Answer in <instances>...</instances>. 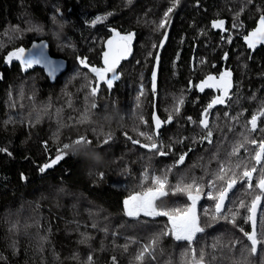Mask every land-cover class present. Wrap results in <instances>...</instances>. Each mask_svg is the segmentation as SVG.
Here are the masks:
<instances>
[{"label": "trees", "instance_id": "16d2710c", "mask_svg": "<svg viewBox=\"0 0 264 264\" xmlns=\"http://www.w3.org/2000/svg\"><path fill=\"white\" fill-rule=\"evenodd\" d=\"M245 2L180 0L167 28L157 32L154 27L171 0H0V147L11 153H0V264H88L89 255L92 264H113L112 257H116V264H136L134 256L141 247L171 227L164 216H125L123 201L153 187L152 175L166 174L169 195L157 204L161 208H183L190 203L187 196L171 194L172 188L182 177L190 182L193 176H205V168L215 171L217 160L225 159L242 139L246 121L264 107V48L250 54L241 42V36L253 29L264 11V0H253L239 20H234ZM97 17L102 19L93 25ZM217 19L225 21L227 32L234 23L242 24L236 28L241 33H235L231 43L222 40L229 35L211 27ZM112 30L134 34L132 57L118 65L120 79L111 89L104 81L99 82L94 98L97 108L91 109L88 122L77 123L90 109L92 99L86 96L96 83L94 74L81 66L79 58H86L91 66L104 67L103 52ZM163 32L167 33L164 46L153 49L152 45L163 39ZM41 40L49 43L50 61L58 67L54 76L45 65L25 69L15 60L5 62L8 52L26 50ZM149 51L160 56L155 95L151 70L156 61L148 56ZM225 53L228 58L223 60L233 73L236 90L226 106L212 110L209 117L213 144L194 143L201 134L200 113L209 99L205 94L191 95L189 79L194 82L212 73L215 63L224 62ZM142 83L144 95L138 108ZM181 96L184 104L180 115L173 112V122L163 124L155 139L165 150L172 145L169 155L154 156L127 138L148 143L138 131L150 132L153 111L166 121ZM37 112L41 114L39 122L34 120ZM238 113H243L239 122L231 121ZM139 115L149 125L141 124ZM258 124L264 128V117ZM229 127L234 131L229 132ZM82 135L92 141L88 149L70 153L52 168L39 171L55 158L58 147ZM108 135L112 139L105 144ZM251 138L259 140L264 133L257 131ZM247 147L251 150L255 146ZM189 148L192 151L185 163L166 173ZM214 155L216 160L212 159ZM239 156L249 158L243 149ZM145 168L149 175H142ZM241 197L246 203L252 199L238 184L230 193V201ZM211 205L206 196L198 202L205 231L197 234L192 247L205 251L207 264H234L242 259V250L249 243L239 231L243 228L251 232V223L244 219L248 214L241 210L238 227H234L225 220L213 221L205 216L204 210ZM227 207L234 205L227 202ZM256 232L258 236L264 233V206L256 213ZM85 236L89 238L81 243ZM41 237L46 239L42 241ZM233 240L239 241L235 248L224 247ZM260 249L264 245L249 258L250 264H264V251ZM187 250L186 242L162 236L154 256L147 257L144 264H185L188 257L182 254Z\"/></svg>", "mask_w": 264, "mask_h": 264}, {"label": "snow or ice", "instance_id": "6c2138e0", "mask_svg": "<svg viewBox=\"0 0 264 264\" xmlns=\"http://www.w3.org/2000/svg\"><path fill=\"white\" fill-rule=\"evenodd\" d=\"M180 0H171V6L163 13V17L155 25L154 30L159 32L161 29H166L170 23V14L174 11L175 7L179 4ZM253 0H246L245 4L241 6L239 12L235 13L234 20L238 21L239 16L243 13L248 4H251ZM128 3H131V0H128ZM102 18L97 17L92 21V24L95 25ZM225 21L222 19H217L212 21L211 27L213 29H221L224 32L228 30L224 28ZM242 27V24L234 23L233 28ZM35 30V29H29ZM112 37L106 41V50L103 52V64L104 67L97 68L91 66L86 58H79V62L82 67L87 68L91 73L94 74L96 83L90 87L86 99L91 98L92 102L90 109H87L84 115L77 121V123L83 124L88 122L89 117L91 116V109H96L97 104L95 103L94 98L98 94L99 82L104 81L108 88L113 87V82L120 79L119 74L117 73V67L120 62L128 57L132 51V41L134 34L129 32L127 34H121L115 30H112ZM163 39H160L158 44H153V49L162 48L167 39V33H161ZM221 39H227L228 43L232 42L231 35ZM243 39L248 49L254 50L257 45L264 44V11H261V14L256 21V26L246 35H243ZM34 47H38L35 46ZM42 47V46H40ZM149 57H153L156 61V64L151 70V89L155 95L157 92V68L160 61L159 53H153L152 51L148 52ZM224 59L228 58V54L225 53ZM20 61L23 68H30L33 64L43 63L48 69L49 75L54 76L58 71V67L54 66L53 62L47 60L43 57V53H33L32 55H25L24 48H16L13 51L8 52L7 56L4 57L6 63L11 62L12 60ZM203 63V61L201 62ZM109 74H111L109 76ZM190 87H194L199 91L203 92L207 89H215L217 95L211 99L206 107L200 113V118L198 121L199 127L201 128V134L199 136L198 143L207 142L209 145H212L213 140V129L210 124L211 121L209 117L212 114V110L217 105H226L227 101L231 99L230 91L232 89V72L225 69L219 73V76L212 74L207 75L199 84H192V81H189ZM144 95V85H140L139 95L137 96V107L139 108V99L140 96ZM184 104V97L181 96L176 102L172 111L169 112L166 121H162L160 117L156 114V111L152 112L151 115V130L150 132L138 131V135L144 137L148 143H141L137 139H133L131 136H127L129 140L134 145H139L141 148L147 149L154 156H167L172 151V145L167 147V150L164 149L162 143L155 142V139L159 137L160 129L163 124H170L174 120V115H180L181 106ZM155 107V105H154ZM43 111H47L44 109ZM225 117L229 116L228 112H224ZM243 113H238L236 116H232L231 121L239 122L240 117ZM261 117H264V107H262L258 113L251 115V118L246 121L245 130L241 133L242 139L237 141L232 147L230 152L226 153L225 159L217 160L218 168L215 171L204 169L205 176H208V179H205V176L195 177L193 176L190 180L186 177H182L177 185L172 188L171 194H185L187 200L190 203H187L183 208H161L158 206L157 202L160 201L163 197L169 195L168 189L171 187L168 182V177L165 174L163 177L152 175L150 177L151 184L153 187H149L144 192H137L134 195H130L123 201L124 215L129 218L138 219L141 215L145 217H167L168 223L171 227L160 234L154 235L148 243H145L141 249L134 256V261L136 264H144L147 257H153L155 249L159 246L162 236H170L177 242H186L188 250L182 255L187 256L188 259L185 261V264H207L206 253L203 249L197 251L196 248L192 247L197 240V234L205 231L204 227H201L200 214L197 211V205L202 196H206L208 200L212 201V205L204 210L205 216H210L211 220L219 221L225 220L228 223H231L234 227H238L236 220L237 217L241 216V210H246L247 216L244 217L245 222H250L252 226V231H244L243 228H239V231L243 233L244 237L247 238L249 242L244 246L242 250V259L237 260L234 264H250V257L258 254V246L264 245V233H260V236L256 232V213L259 208L264 206V138L259 140L251 138L252 133L257 131L264 133V128L259 127L258 121ZM41 118L40 112L35 114V122H39ZM138 119L141 124L149 125V121L145 120L143 115H139ZM189 122L195 123L192 117H187ZM5 123H8L6 121ZM250 126V127H248ZM136 130V129H134ZM229 132L234 131L232 127L228 128ZM58 138V137H57ZM111 135H108L103 143L107 144L111 140ZM179 142H183L182 140ZM92 141L87 138V136H79L77 139L71 141L70 143H63L61 147L57 148V155L55 158L51 159L49 162L43 164L39 171L41 173L45 172L47 169L52 168L54 165L59 163L67 155L75 154L82 150H86L91 145ZM248 145L255 146L253 149H249ZM45 148L47 149V142H45ZM243 149L245 153L249 154L248 159H242L239 156L240 150ZM192 149L189 148L187 152H184L179 155L178 159L174 161V165L165 170L166 173H171L174 167H179L185 163V160L188 156V153ZM254 151V155H251V152ZM0 153H7V148L0 147ZM233 158H235L233 162ZM212 159L216 160L217 157L214 155ZM254 161V163H252ZM254 174H258L255 179L256 183L253 184ZM142 175H149V170L145 168ZM101 178L103 173H100ZM24 177L22 176V179ZM240 185L244 189V193L248 197H252L250 203H246L243 197L238 198L237 201H230V193ZM254 189H258V192H254ZM195 193V194H194ZM227 202L233 203L234 207H227ZM210 226V225H209ZM16 226L13 225V228ZM93 228H96L97 225L93 224ZM89 237L85 236L81 243H85ZM45 237H41L43 241ZM239 241L233 240L229 245H224V247L235 248ZM217 245L214 244L213 248H216ZM124 250L127 251V246H124ZM264 251V249H260ZM247 255H244V253ZM213 259L215 257L213 256ZM113 264H116V257H112ZM93 257L88 256V264H92Z\"/></svg>", "mask_w": 264, "mask_h": 264}, {"label": "flooded vegetation", "instance_id": "af4514ba", "mask_svg": "<svg viewBox=\"0 0 264 264\" xmlns=\"http://www.w3.org/2000/svg\"><path fill=\"white\" fill-rule=\"evenodd\" d=\"M254 27H255V25H254ZM253 27V28H254ZM252 30V29H251ZM240 31L239 30H237L236 28H232L231 30H229V32H225V34H228V35H231V37H233V35L235 34V33H239ZM224 33V32H223ZM241 33V32H240ZM247 33H245L244 35H246ZM242 38H241V42H242V44L244 45V47H245V49L251 54V53H254L256 50H258V49H260V48H264V47H259V48H257V49H255L254 51H252V50H250V49H248V47L244 44V42H243V35L241 36ZM133 44H134V40L132 41V51H131V53L128 55V57L126 58V59H124V60H122L123 62H126L127 60H129L131 57H132V54H133ZM222 60H223V56H222ZM202 61H203V63L205 62V59H202ZM224 61V60H223ZM191 64L193 63V58H191ZM215 68L214 69H212L211 71H212V73H206L205 74V76H202L200 79H197V80H194V82H193V80L192 79H189V81H192V84L193 85H195V84H199L200 83V81L201 80H203L207 75H209V74H212V75H215V76H219V73L221 72V71H224L225 69H227V70H230V68L229 67H227V64H226V62L224 61V62H222L221 63V65H219V64H217V63H215V66H214ZM191 69H193L192 67H191ZM231 71V70H230ZM188 90H189V92H190V94L191 95H193L194 93L195 94H197V95H202V94H205L206 95V98L205 99H209V102L211 101V99L213 98V97H215L218 93H217V91L215 90V89H205L203 92H201V91H199L198 89H196V88H194V87H190V85H189V88H188ZM236 90V84H235V80H234V77H233V73H232V89H231V91H230V96L232 95V93H233V91H235ZM224 106H226V105H217L214 109H217L218 108V110H219V108L220 107H224ZM213 109V110H214Z\"/></svg>", "mask_w": 264, "mask_h": 264}, {"label": "water", "instance_id": "95a60500", "mask_svg": "<svg viewBox=\"0 0 264 264\" xmlns=\"http://www.w3.org/2000/svg\"><path fill=\"white\" fill-rule=\"evenodd\" d=\"M34 45L35 46H38V47H34ZM261 45L264 46V44H259V45L256 46V48H258ZM40 46H42V47H40ZM39 52H42L43 53V57H45L46 59H48L50 57L49 44L46 43V42H44V41L32 43L30 45V47L27 50H25V55L26 56L27 55H32L33 53H39ZM16 61H18V60H16ZM18 62H20V61H18ZM38 65H40V64H33V67H36ZM251 228H252V226H251Z\"/></svg>", "mask_w": 264, "mask_h": 264}, {"label": "bare ground", "instance_id": "6f19581e", "mask_svg": "<svg viewBox=\"0 0 264 264\" xmlns=\"http://www.w3.org/2000/svg\"><path fill=\"white\" fill-rule=\"evenodd\" d=\"M258 20V19H257ZM255 26H256V23H255ZM224 28H225V24H224ZM218 30V29H217ZM221 30V29H220ZM222 31V30H221ZM251 31V30H250ZM222 32H224V31H222ZM225 33V32H224ZM41 41H43V40H41ZM37 42H40V41H37ZM44 42H46V41H44ZM243 42H244V39H243ZM35 43V42H34ZM46 43H48V42H46ZM49 44V43H48ZM244 44H245V42H244ZM246 45V44H245ZM247 46V45H246ZM262 47H264L263 45H261ZM261 46H259V47H261ZM30 47V46H29ZM258 47V48H259ZM28 49V48H27ZM26 49V50H27ZM255 49H257V48H255ZM254 49V50H255ZM254 50H252V51H254ZM49 53H50V45H49ZM52 60V58L51 57H49L47 60ZM16 61V60H15ZM53 61V60H52ZM16 62H18V61H16ZM55 62V61H54ZM20 63V62H19ZM42 65H44L43 63H41L40 65H38V66H36V67H30V68H32V69H35V68H38V67H40V66H42ZM251 230H252V228H251Z\"/></svg>", "mask_w": 264, "mask_h": 264}, {"label": "rangeland", "instance_id": "374dc122", "mask_svg": "<svg viewBox=\"0 0 264 264\" xmlns=\"http://www.w3.org/2000/svg\"><path fill=\"white\" fill-rule=\"evenodd\" d=\"M111 37H112V35H111ZM111 37H110V38H111Z\"/></svg>", "mask_w": 264, "mask_h": 264}]
</instances>
